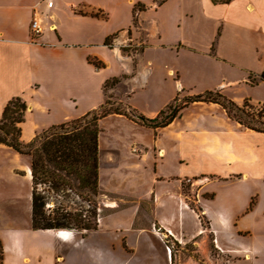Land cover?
Returning a JSON list of instances; mask_svg holds the SVG:
<instances>
[{
  "label": "crops",
  "instance_id": "obj_1",
  "mask_svg": "<svg viewBox=\"0 0 264 264\" xmlns=\"http://www.w3.org/2000/svg\"><path fill=\"white\" fill-rule=\"evenodd\" d=\"M138 6L144 9L134 12ZM34 15L42 27L37 42L29 40ZM128 44L139 53L123 50ZM263 71L264 0H0V118L12 98L25 102L24 143L108 98L148 119L180 98L214 91L239 106L264 108ZM113 78L119 82L106 92ZM137 100L161 105L146 112ZM106 118L156 137L132 156L131 168L142 171L123 179L142 193L101 191L110 212L85 236L32 230L30 210L25 221L11 218L0 229V264H142L135 244L144 240L148 261L168 264L167 247L147 223L133 227L127 216L138 208L177 242L186 231L192 240L203 238L199 212L219 256L230 257L229 264H264L263 133L204 102L187 105L157 130L123 115ZM184 179L193 182L197 211L182 192ZM119 212L120 222L104 228ZM184 216L194 220L191 227Z\"/></svg>",
  "mask_w": 264,
  "mask_h": 264
},
{
  "label": "trees",
  "instance_id": "obj_2",
  "mask_svg": "<svg viewBox=\"0 0 264 264\" xmlns=\"http://www.w3.org/2000/svg\"><path fill=\"white\" fill-rule=\"evenodd\" d=\"M165 0H154L161 5ZM143 6L134 9L143 10ZM264 81V71L259 76ZM119 82L113 78L103 89ZM194 102L219 105L230 120L242 127L264 134V113L248 112L247 102L239 106L219 92H206L184 98L179 106L168 105L148 119L130 107L106 101L82 117L53 126L29 142L21 140L25 102L12 98L0 118V145L30 159V220L32 230H69L86 233L98 226V133L99 122L109 115H123L154 130L169 125L179 112ZM86 207V208H85Z\"/></svg>",
  "mask_w": 264,
  "mask_h": 264
},
{
  "label": "rangeland",
  "instance_id": "obj_3",
  "mask_svg": "<svg viewBox=\"0 0 264 264\" xmlns=\"http://www.w3.org/2000/svg\"><path fill=\"white\" fill-rule=\"evenodd\" d=\"M29 40L31 42H37L38 39H33L29 34ZM126 50L128 54L135 56L139 53L141 47L126 45L122 48ZM111 87V86H110ZM110 87H107V92ZM183 98L178 99L173 106H179L183 103ZM107 101L111 104H120L121 108H124V104L119 103L114 98H108ZM137 104L144 107L146 112H150L153 109L159 107L161 103L147 104L141 100H137ZM248 112H263L264 108L251 106L245 108ZM37 135L45 130H36ZM156 139L153 132L150 129H131L122 124L119 120L104 118L99 122L98 133V174H99V190L100 195L97 200V213L98 220L106 217L110 212L106 206L108 198L101 192H108L116 195H130L136 197L142 193L140 186L132 187L131 184L134 181L123 182L125 175H137L141 171H137L131 168L132 156H137L135 153L128 151L130 143L136 141V149L141 145H149ZM132 149V148H131ZM138 152V150H137ZM30 159L27 156H20L14 153L11 149L0 146V229L3 224L10 221L11 218H17L25 221V218L29 217L30 210V191L31 183L27 170L29 168ZM149 169L148 164L142 165ZM146 170V171H147ZM192 180H181L182 192L185 199L189 203V206L197 211L196 205L193 203L195 197V187L191 188ZM133 204V203H132ZM129 204V205H132ZM108 205V204H107ZM109 206V205H108ZM86 208V207H85ZM130 216L133 219V227H136L139 223H147L149 234L157 236V241L164 249L167 247L169 253L168 264H229L232 260L230 257L219 256L213 248L212 237L205 230V220L202 218L199 212L197 219L202 226L204 235L201 240L199 238L192 240L190 234L186 231L185 236L181 238L180 242L170 236H166V232L153 220L152 217H147L140 212V209ZM143 210V209H142ZM122 212L117 213L116 216H111L109 220L104 221V228H112L117 225L124 215ZM184 226L191 227L194 224V220L190 218V222L187 216H184ZM69 231V230H67ZM76 234H83L72 230ZM156 238V237H155ZM151 246L145 240L135 244V252L138 253V259L142 260V264H159L157 259L148 261V256L151 253ZM140 260H138L139 262Z\"/></svg>",
  "mask_w": 264,
  "mask_h": 264
},
{
  "label": "built area",
  "instance_id": "obj_4",
  "mask_svg": "<svg viewBox=\"0 0 264 264\" xmlns=\"http://www.w3.org/2000/svg\"><path fill=\"white\" fill-rule=\"evenodd\" d=\"M48 6H51V3H48ZM42 27H41V20L38 15H34L31 22H30V34L33 39H37L41 34ZM131 151L133 153L137 152L136 148H132Z\"/></svg>",
  "mask_w": 264,
  "mask_h": 264
},
{
  "label": "bare ground",
  "instance_id": "obj_5",
  "mask_svg": "<svg viewBox=\"0 0 264 264\" xmlns=\"http://www.w3.org/2000/svg\"><path fill=\"white\" fill-rule=\"evenodd\" d=\"M59 231H65V230H59ZM63 232H61V234H62Z\"/></svg>",
  "mask_w": 264,
  "mask_h": 264
}]
</instances>
